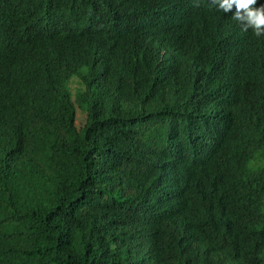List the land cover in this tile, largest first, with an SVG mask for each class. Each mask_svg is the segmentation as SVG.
Wrapping results in <instances>:
<instances>
[{
  "label": "trees",
  "instance_id": "1",
  "mask_svg": "<svg viewBox=\"0 0 264 264\" xmlns=\"http://www.w3.org/2000/svg\"><path fill=\"white\" fill-rule=\"evenodd\" d=\"M106 1L0 0V264H264V36L141 0L113 42Z\"/></svg>",
  "mask_w": 264,
  "mask_h": 264
},
{
  "label": "clouds",
  "instance_id": "2",
  "mask_svg": "<svg viewBox=\"0 0 264 264\" xmlns=\"http://www.w3.org/2000/svg\"><path fill=\"white\" fill-rule=\"evenodd\" d=\"M140 1L141 0H107L99 12L101 23L109 29L113 42L117 40L118 35L126 28L140 21ZM155 7H161L164 0H145ZM212 8L221 14L233 9L230 19L234 21L242 31L251 30L254 36H264V4L257 5V0H211ZM67 10L62 8H51L52 19H60L61 23L67 26L69 34L79 43L82 38V9L75 3L66 6ZM75 17V18H73ZM236 33V32H235ZM235 34L227 38L223 47H218L214 51V60L217 65H232L239 61L246 52V47L236 37ZM70 91V90H69ZM75 107V121H85L86 111L80 109L75 103L76 95L71 92ZM74 121V122H75Z\"/></svg>",
  "mask_w": 264,
  "mask_h": 264
},
{
  "label": "water",
  "instance_id": "3",
  "mask_svg": "<svg viewBox=\"0 0 264 264\" xmlns=\"http://www.w3.org/2000/svg\"><path fill=\"white\" fill-rule=\"evenodd\" d=\"M234 10H235V9H234V6H233V9L229 10V12H227V13H224V12H223V15H225V16H227V17L230 18V16L232 15V12H233ZM236 33H237V32H236ZM236 33H235L234 31L228 32V35H227V37H226V41H227V38H230V39H231V36L234 37ZM230 34H231V36H230ZM237 34H239V33H237ZM238 36H241V35H238ZM240 39H242V38H240V37H236V40H237V41H240Z\"/></svg>",
  "mask_w": 264,
  "mask_h": 264
},
{
  "label": "bare ground",
  "instance_id": "4",
  "mask_svg": "<svg viewBox=\"0 0 264 264\" xmlns=\"http://www.w3.org/2000/svg\"><path fill=\"white\" fill-rule=\"evenodd\" d=\"M192 127V126H191ZM212 136V135H211ZM173 146V145H172ZM203 146V145H202ZM164 160H167V159H164ZM182 161V160H181ZM165 162V161H164Z\"/></svg>",
  "mask_w": 264,
  "mask_h": 264
}]
</instances>
